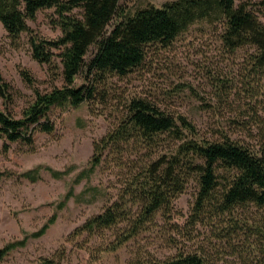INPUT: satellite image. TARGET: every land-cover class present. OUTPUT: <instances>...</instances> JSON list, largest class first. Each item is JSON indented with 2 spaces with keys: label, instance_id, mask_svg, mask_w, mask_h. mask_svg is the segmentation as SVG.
Instances as JSON below:
<instances>
[{
  "label": "trees",
  "instance_id": "1",
  "mask_svg": "<svg viewBox=\"0 0 264 264\" xmlns=\"http://www.w3.org/2000/svg\"><path fill=\"white\" fill-rule=\"evenodd\" d=\"M52 9L61 36L47 40L33 35L28 21H34L38 12ZM77 9L81 10L79 17L73 14ZM259 15L264 19V0L238 4L236 0H175L133 14L123 11L118 0H0V23L10 40L16 42L21 35H29L32 58L48 67L53 80L61 69L59 75L63 81L61 87L54 86L49 92L34 89V100L22 111L21 118L0 111L3 151L12 143L32 146L36 131L53 132L54 124L48 119L52 108L64 110L104 100L106 82L111 77L124 78L133 73L142 67L152 46L168 49L196 23L219 24L220 39L228 52L252 49L239 81L230 85H246L250 120L259 132L256 148L224 133L206 138L186 116L166 113L141 97L129 99L118 127L94 143V155L89 162L92 171L101 164L106 150L121 165L123 149L129 145L152 150L165 134L176 145L173 151L131 172L128 185L118 199L68 236L72 240L118 231L111 244L90 253L91 262L136 239L154 224L158 213L169 216L173 201L195 180L198 192L188 228L182 234L189 242L195 238L192 232L197 225L207 226L211 230L210 238L224 241L227 247L210 251L203 246L195 250L176 246L175 254L169 257L158 258L147 253L134 264H264V214L259 218L247 214L236 216L237 209L246 206L264 210V120L255 109L256 104L264 106V22ZM92 46H96V52L86 62ZM53 50L58 51L59 64L53 61ZM21 76L33 86L34 79L28 71L21 70ZM79 76L83 82L76 85ZM222 85L217 89L220 98L231 89L228 84ZM14 93L0 74V98L10 102ZM47 170L54 178L66 174ZM24 176L33 182L38 179L35 171ZM53 221L31 237L42 236ZM25 244L26 239H22L0 248V263ZM39 264H60V261L42 259Z\"/></svg>",
  "mask_w": 264,
  "mask_h": 264
},
{
  "label": "rangeland",
  "instance_id": "2",
  "mask_svg": "<svg viewBox=\"0 0 264 264\" xmlns=\"http://www.w3.org/2000/svg\"><path fill=\"white\" fill-rule=\"evenodd\" d=\"M172 1L175 0H118L119 7L127 14L150 6L162 7ZM246 1L261 0H236V4ZM80 13L79 9L73 12L78 17ZM259 18L264 22L261 15ZM56 21L53 9L44 10L37 13L34 21H28V25L33 35L56 40L61 36ZM221 31L219 24L200 22L190 26L168 49L152 46L142 67L124 78L111 77L106 82L104 100L64 110L52 108L48 119L54 124V131L34 132L32 146L12 143L3 151L0 140V248L26 239L23 248L12 251L0 264H39L42 259L60 264H134L147 253L158 258L169 257L175 254L176 246L192 250L203 246L210 251L227 247L224 241L210 238L211 230L207 226L197 225L192 232L195 238L189 242L182 234L188 228L198 192L195 180L173 201L169 216L158 213L148 230L115 252L101 254L97 262H91L90 253L111 244L118 231L68 240L77 227L118 199L128 185L131 172L175 148L176 142L165 134L152 150L133 145L123 149L121 165L106 150L101 164L94 171L90 169L94 143L118 127L125 115L124 104L132 97L146 98L171 115L186 116L206 138L224 133L257 147L259 132L250 120L246 85H230L239 81L252 49L228 52L221 42ZM29 38L23 34L16 42L11 41L0 23V74L15 91L10 102L0 98V111L15 118H21L22 111L34 100V89L49 92L54 86L63 85L61 69L53 80L48 67L32 58ZM53 52V61L59 64L58 51ZM95 52L96 46H92L86 62ZM21 70L28 71L34 79L33 86L23 80ZM82 82L79 76L76 85ZM222 84H228L231 89L220 98L217 89ZM263 107L256 104L255 109L264 120ZM245 122L249 124L239 125ZM47 169L66 174L54 178ZM30 171L38 175L34 182L24 176ZM236 212L237 217L247 214L259 218L264 214V210L253 206L238 208ZM52 219L42 236L31 237ZM225 258L231 259L228 255Z\"/></svg>",
  "mask_w": 264,
  "mask_h": 264
}]
</instances>
